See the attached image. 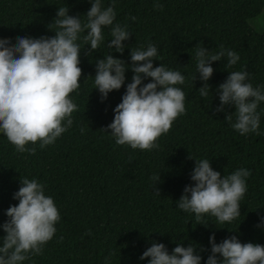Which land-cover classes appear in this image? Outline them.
I'll return each mask as SVG.
<instances>
[{
	"label": "trees",
	"instance_id": "trees-1",
	"mask_svg": "<svg viewBox=\"0 0 264 264\" xmlns=\"http://www.w3.org/2000/svg\"><path fill=\"white\" fill-rule=\"evenodd\" d=\"M101 3L107 8L113 0ZM155 4L162 8L156 9ZM61 6L84 23L91 3L0 0V39L15 45L18 37H54L48 26ZM114 11V25H127L131 34L123 42L122 54L107 46L111 26L102 30L104 40L90 54L91 46L83 39L87 33L79 34L82 76L79 89L70 94L78 107L72 114V126L43 149L39 142L26 145L36 148L34 155L17 153L0 133V246L6 236L2 225L9 219L6 211L18 205L13 196L24 178L45 186V195L53 199L60 220L43 253L22 264H149L150 258L140 257L154 242L164 244L169 254L178 245H193L202 257L201 264H206L213 235L217 244L235 236L242 244L264 246V102L257 109L259 135H241L225 121L234 107L216 111L220 107L217 89L229 72L246 70L250 74L247 82L264 90V0H115ZM149 43L158 50L154 67L163 65L185 76V83L177 85L185 93V113L158 139L159 148L141 151L118 146L110 130H104L113 122L114 109L132 82L131 50L146 49ZM197 45L213 53L223 46L240 57L231 68H226V59L212 63L206 98L198 92L204 82L196 69ZM109 54L128 67L124 85L102 102L94 86L96 62ZM149 82L150 78L143 81ZM202 159L209 160L221 177L242 168L251 172L240 201V216L231 223L221 224L205 215L204 225H197L194 214L177 207L185 187L194 186L190 177L195 160ZM155 175L160 176L156 184Z\"/></svg>",
	"mask_w": 264,
	"mask_h": 264
},
{
	"label": "clouds",
	"instance_id": "clouds-1",
	"mask_svg": "<svg viewBox=\"0 0 264 264\" xmlns=\"http://www.w3.org/2000/svg\"><path fill=\"white\" fill-rule=\"evenodd\" d=\"M90 3L84 23L81 18L70 16L66 6L59 7L56 18L48 26L55 33L54 37H18L15 45L9 39H0V133L17 153L34 155L36 148L26 145L39 142L43 149L54 144L72 126V114L78 107L70 94L79 89L82 76L79 67L81 48L77 43L80 33H87L83 39L85 45L91 46L90 54L104 40L102 30L111 26V42L107 46L121 54L124 52L123 42L131 34L127 25H114L115 0L107 8L102 7L101 0H90ZM154 7L159 10L162 5L155 4ZM131 19L135 21L136 17ZM195 48L197 73L204 82L198 92L206 98L210 93L207 81L214 72L212 63L226 59V68H231L240 57L223 46L215 53L199 45ZM157 55V47L151 43L146 49L131 50L132 82L127 85L122 102L114 109L113 122L104 130H110L118 146L127 145L141 151L159 148L158 139L185 113V93L177 87L185 83V76L163 65L154 67ZM127 67L123 60L115 59L111 54L96 62L94 86L102 102L110 92L120 90L124 85ZM229 73L217 89L220 107L216 111L224 112L225 106L234 107L235 111L226 115L225 121L241 135H259L257 109L264 102V90L247 82L250 74L246 70ZM149 78L151 82L144 84L143 81ZM196 79L197 75L193 76V80ZM195 161L190 177L194 186L185 187L177 207L194 214L197 225H204L205 215L215 217L221 224L236 220L240 216V201L247 191L246 179L251 172L242 168L221 177L211 168L209 160ZM152 179L156 184L160 176L155 175ZM20 182L21 187L13 196L19 203L9 207L6 211L9 219L2 225L6 236L0 246V264H22L32 255H41L60 220L58 209L53 199L45 195L43 184L27 178ZM155 193L159 195V190ZM87 234L91 235L90 232ZM209 242L211 255L206 264H264V246L251 242L242 244L235 236L217 244L213 235ZM218 255L222 260L217 259ZM147 258H150L149 264H201L202 260L193 245H178L169 254L164 244L155 242L140 257L141 260Z\"/></svg>",
	"mask_w": 264,
	"mask_h": 264
},
{
	"label": "rangeland",
	"instance_id": "rangeland-1",
	"mask_svg": "<svg viewBox=\"0 0 264 264\" xmlns=\"http://www.w3.org/2000/svg\"><path fill=\"white\" fill-rule=\"evenodd\" d=\"M261 29V28H260Z\"/></svg>",
	"mask_w": 264,
	"mask_h": 264
}]
</instances>
